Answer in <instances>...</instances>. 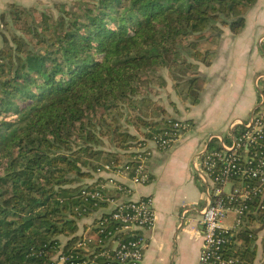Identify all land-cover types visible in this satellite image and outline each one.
Here are the masks:
<instances>
[{"label": "trees", "instance_id": "obj_1", "mask_svg": "<svg viewBox=\"0 0 264 264\" xmlns=\"http://www.w3.org/2000/svg\"><path fill=\"white\" fill-rule=\"evenodd\" d=\"M255 1L78 0L60 4L57 14L10 4L5 14L19 32L0 15V264L114 262L111 241L127 236L114 232L120 224L111 213L91 223L95 241L78 245L79 221L114 198L107 189L101 198L82 195L103 181L82 180L104 162L133 174L140 137L129 131L124 105L133 109L164 68L197 102L204 78L189 59L211 62L199 37L217 25L237 33ZM134 117L147 127L142 138L171 130L176 120ZM103 137L116 149H105ZM257 201L223 250L231 264L255 258L264 217V200L263 207ZM261 248L264 258V234Z\"/></svg>", "mask_w": 264, "mask_h": 264}, {"label": "crops", "instance_id": "obj_2", "mask_svg": "<svg viewBox=\"0 0 264 264\" xmlns=\"http://www.w3.org/2000/svg\"><path fill=\"white\" fill-rule=\"evenodd\" d=\"M217 28L205 32L201 38V42L202 39L204 41L200 43L204 48L201 50L211 52L210 64L204 65L198 60L189 59L196 64L195 73L204 78L197 102L190 103L186 99L184 82L180 80L183 87L177 85L167 69L161 72L158 80L153 79L152 93L137 96L132 102L133 109H139L136 113L152 114L150 118L154 120L173 118L187 122L190 126L179 133L171 146L153 150L147 161L150 181L133 183L127 175L115 174L113 171L94 173L91 178L82 180V183L90 184L101 178L106 189L114 196L106 206L79 221L82 237L95 238L91 223L109 213L117 202L144 195L152 197L156 215L154 226L150 229L134 228L147 241L143 259L138 264H199L202 246L200 210L206 200L192 159L200 153L201 144L208 134H225L231 121L246 120L256 104L254 79L264 72V0H256L245 11L244 23L237 33L229 26L217 25ZM261 37L263 39L259 40ZM149 108L150 112L147 111ZM130 110L131 113L133 110ZM122 120L124 125H128L127 118ZM131 121L129 131L141 138V133L147 127H143L137 119ZM105 149L116 148L108 143ZM125 158L123 155L122 159ZM116 183L129 186V193L117 191ZM263 234L264 226L258 230L256 255L250 264H264L261 248ZM114 246L112 240L111 247Z\"/></svg>", "mask_w": 264, "mask_h": 264}, {"label": "built area", "instance_id": "obj_3", "mask_svg": "<svg viewBox=\"0 0 264 264\" xmlns=\"http://www.w3.org/2000/svg\"><path fill=\"white\" fill-rule=\"evenodd\" d=\"M0 23V29L2 28ZM261 37L259 40H262ZM257 101L246 120L235 119L228 124L225 134L210 133L201 144V151L194 155L192 165L205 193V205L200 210L202 246L199 264H231L223 250L230 236L245 223L250 203L258 198L263 207L264 200V72L254 79ZM190 128L187 122L175 120L170 129L140 138L134 148L136 165L132 175L128 167L117 169L115 174L127 175L131 182L144 184L150 181L147 161L154 149L172 145L180 132ZM121 167V166H120ZM111 172L110 163H102L96 173ZM96 182V180L94 181ZM93 183V182H92ZM117 191L129 193L130 187L116 183ZM106 189L104 181H97L93 189L81 191L82 195L101 198ZM113 198H108L112 201ZM111 219L120 225L115 233H125L127 239L114 238V262L112 264H138L144 256L146 238L134 228L150 229L155 224L153 199L149 195L124 202H117ZM231 219V222H228ZM227 220V221H226ZM264 226V217L262 218ZM96 237L83 236L78 245L95 241Z\"/></svg>", "mask_w": 264, "mask_h": 264}, {"label": "rangeland", "instance_id": "obj_4", "mask_svg": "<svg viewBox=\"0 0 264 264\" xmlns=\"http://www.w3.org/2000/svg\"><path fill=\"white\" fill-rule=\"evenodd\" d=\"M75 1H78V0H0V8H2V9H0V15L4 14L6 16L5 20L8 21L9 28L18 33L19 30L17 29V25L14 24L13 22L9 21L10 19H8V16H7L8 14H5V12H8V10L10 8L9 6L11 3H14L15 5L19 6L20 8H23V9L24 8H36L38 10L45 9V10H49L50 13L57 14V12L60 10V6H61L60 4L65 5L66 6L65 8L67 9V8L71 7L73 2H75ZM3 23H4V21H3ZM9 33L10 32H8V30L4 28L3 35L7 36L8 39L10 38ZM202 36H205V35H201L199 37L200 40H198V43H197V45L198 44L200 45V47L198 46L200 49H204L203 45L200 44L204 41V39H202V42H201ZM3 39H4V37L2 36L1 41H0V47L1 48L4 46V40ZM164 70H166V68L162 69L160 71V74ZM179 84L182 85V87H183L182 83H179ZM151 85H152V81H149L148 83H146V85L143 88H141L140 95L145 96V94H147V92L152 93L153 90L151 88L152 87ZM184 88H185V86H184ZM140 95H138V96L140 97ZM129 109H131L130 106L128 107L127 105H124L123 112L126 116L130 117L131 119H135V117H134L135 114H142L149 119H151L150 117H153L152 114L145 113V112L144 113H142V112L136 113L137 111H139V109H136V108L131 109L133 111L130 110L131 111V113H130ZM147 111L150 112V108ZM104 117H108V115L106 114V115H104ZM103 140L105 142V147H107L109 141L107 140L106 137H103Z\"/></svg>", "mask_w": 264, "mask_h": 264}]
</instances>
